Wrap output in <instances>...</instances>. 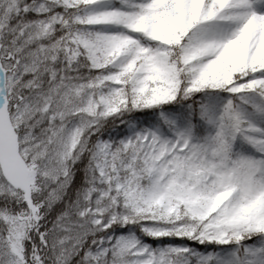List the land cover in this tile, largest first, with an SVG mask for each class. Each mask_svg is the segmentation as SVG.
<instances>
[{"label":"snow or ice","instance_id":"obj_1","mask_svg":"<svg viewBox=\"0 0 264 264\" xmlns=\"http://www.w3.org/2000/svg\"><path fill=\"white\" fill-rule=\"evenodd\" d=\"M0 264H264V0H0Z\"/></svg>","mask_w":264,"mask_h":264}]
</instances>
